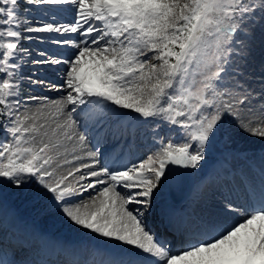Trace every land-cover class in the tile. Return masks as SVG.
<instances>
[{
    "label": "snow or ice",
    "instance_id": "snow-or-ice-1",
    "mask_svg": "<svg viewBox=\"0 0 264 264\" xmlns=\"http://www.w3.org/2000/svg\"><path fill=\"white\" fill-rule=\"evenodd\" d=\"M34 10L53 19L37 21ZM65 11L73 12L67 23L56 18ZM257 21L264 32V0H0V127L6 134L0 139V183L11 182L20 193L30 182L39 185L37 191L51 194L69 226L95 234L96 251L108 257L53 262L38 248L0 239V264H264V157L257 172L240 174V185L222 193L214 209L194 214L177 229L179 249L127 207H149L166 172L199 169L212 144L233 143L230 118L238 129L264 137V104L253 111L251 93L225 90L224 83L232 74L230 58L239 55L236 42L245 33L254 40ZM23 40L55 46L40 50L30 63L53 66L63 83L27 77L31 85L66 91L54 105V126L40 122L43 113L30 112L22 97L21 62L31 55ZM59 65L64 67H54ZM68 105L79 109L77 119ZM120 110L162 120L176 135L158 137L151 155L110 171L108 152L130 149L136 134ZM143 120L136 118L135 124ZM109 143L114 147L97 169L100 149ZM65 165L73 167L58 175ZM100 177L106 179H92ZM97 185L106 186L85 201L73 199ZM113 242L119 252L111 250Z\"/></svg>",
    "mask_w": 264,
    "mask_h": 264
},
{
    "label": "rangeland",
    "instance_id": "rangeland-1",
    "mask_svg": "<svg viewBox=\"0 0 264 264\" xmlns=\"http://www.w3.org/2000/svg\"><path fill=\"white\" fill-rule=\"evenodd\" d=\"M65 7L71 8V6ZM31 15L35 16L37 18V21L40 22H47L53 19L50 13H45L42 10H34ZM56 18L61 22H70L73 19V12H59L56 14ZM252 34L255 37L254 40H249L247 38V34L245 33L242 34L241 39L236 42V51L237 53H239V55H236L234 53V58H230L232 59V74L228 76L227 80H225L224 83L225 85H227V88L225 90L231 89L234 92L243 90L244 92L251 93L252 102L250 104V108L253 111H256L262 107V104H264V101L261 100L262 94H264V32H261L260 30L259 21H257V23L252 26ZM24 35L43 36L47 34L24 33ZM22 45L31 52V55H25L23 61L21 62L22 67L20 71L23 74V77H25V79L21 81L22 97L25 100L27 108L30 112L43 113V115L40 117V122H44L45 120H47L50 125L54 126V123L51 118L54 105L55 103L63 99V97L67 94L66 91L53 90L49 87L48 84L31 85L29 84L27 77H40L42 79H45L46 81H50L58 85L63 83V80L61 79L62 72L51 71V67L53 66L36 65L30 63L32 59L39 58L38 53L40 50L47 47L49 51H54L55 46H49L47 42H42L38 40H23ZM240 49H243V52H240ZM63 51L67 52L69 51V49H63ZM72 51L75 50L73 49ZM54 67L63 68L64 66L59 65ZM37 69H39V71H36ZM29 96L47 97L48 99L38 101H27V97ZM45 104H47L48 107L45 108ZM73 107L75 106L68 105L67 111L71 112L72 119H77L79 109L73 112ZM120 111L127 113L134 126L137 125L135 124L136 118L143 120V118L139 117V114L131 112L130 110ZM58 119L59 122L63 123L65 117L60 116ZM143 122L149 124L150 126V128L146 132H142L140 134L141 136H137L139 141L143 142L133 145L130 149L125 148L123 153L108 152L107 162L108 165L111 164L109 165V170L127 164V166L130 167L133 163H139L148 155H151L153 146L156 143L158 137H163L166 140L169 138V136L176 135V133L172 131V128L174 126H170L162 120L150 118L148 120H143ZM77 123L79 124L80 121L77 120ZM254 123L258 125L259 122L255 121ZM228 127L235 130L236 134L234 135V142L226 143L224 140H218L217 142L212 144L210 148L205 152V160L201 162V167L197 169V171L203 174V176H205L209 173V171H213V169L215 170V168L218 167L220 164L226 163L224 165H227L228 168H233L234 171H238V175L233 178L234 183H238L240 181L241 173H248L249 176L252 175V173H255V171L251 170L249 162L252 161L254 164V168L258 171L261 162L260 158L264 157V137L251 135L248 132H244L238 129L236 127L234 118L229 119ZM80 131L83 132L82 125ZM4 139H6V137ZM117 143H119V141H117ZM74 144H76L75 141L68 142L69 152H71L72 146ZM148 146H151V148H148ZM112 147H114V145L109 143L107 145V148L102 147L100 149V165L97 166V169H99L100 166H103L105 164V153L106 151H108V149H111ZM88 148H91V144L85 147V151ZM131 149L135 151H131ZM92 150L95 151L96 149L92 148ZM80 151L81 150L79 149V147H77V152L79 153ZM129 151L132 153L128 156H136L137 159H131L128 163L126 155ZM236 161L240 163L237 164ZM75 163L79 164L81 163V161H77ZM72 167L73 165H65L63 168H58L57 174H67V172ZM90 170L91 169L85 171ZM189 170L191 173L194 172V169ZM167 176L168 173L166 172V178L162 179L160 185L154 190L150 206L146 208V214H144L143 216L144 223L151 230H154L155 227L161 226V217L163 221H166L165 210H167V204H165L164 201H168L169 199L172 202V200L169 198L167 191ZM191 177H194V179L192 178V180H196L198 184L202 182V179H196L194 175H192ZM101 178L102 177L92 179ZM210 180H205L207 188L204 189V195L200 193V197L202 198V200H200L201 204H199V208L204 210H207L208 208V211L210 209V205L208 204V202L204 203V200L212 201V206H217L219 204V201L212 200L214 196V191L216 189H219L216 188L218 185L214 184L213 177L210 178ZM10 183L11 182L0 183V239H3L6 243L13 242L14 240H19L22 244L30 245L34 238H38V242L48 240L53 245L62 247L73 246V249L75 248L76 250H79V248L77 247V243L87 242L88 245H91L90 247H88V255L90 257L96 255L101 256L100 258L106 257L103 253H99L96 251L97 238L95 237V234H92L89 231L79 227L69 226V222L66 220L65 217H63L59 209L55 206V202L50 199V193L47 195H41L40 192L37 191L39 185H33L31 184V182L29 183L28 187L24 188L23 193H20L14 187L10 186ZM212 186L215 189L211 188ZM117 190L122 191L125 194H127L128 192L127 189L118 188ZM8 192L9 194L7 195V200L4 201L2 199V193ZM162 195H165L167 198L160 199ZM78 197L80 196L74 197L73 199L77 200ZM77 202L80 201L77 200ZM155 202L159 205L158 209L151 208V206L155 204ZM127 207L129 208V210L134 211V213L135 211H137V208L130 204ZM172 209H175V205L172 207ZM161 210L163 213L162 215H159V212ZM204 210L200 211V213L208 212H204ZM28 224L31 226V228L29 229H31L32 231L26 230V226H28ZM15 228L16 230L12 231V229ZM23 232L27 233L28 237H26L27 235L25 237L19 235V233L22 234ZM158 233L156 234L155 232L156 235H158ZM74 242L76 244H74ZM114 243L115 242H113L112 247L116 246V244ZM74 245L77 246L75 247ZM172 247L173 244H171V248Z\"/></svg>",
    "mask_w": 264,
    "mask_h": 264
},
{
    "label": "bare ground",
    "instance_id": "bare-ground-1",
    "mask_svg": "<svg viewBox=\"0 0 264 264\" xmlns=\"http://www.w3.org/2000/svg\"><path fill=\"white\" fill-rule=\"evenodd\" d=\"M135 128H136V134H135V138H134V143L133 145H136L138 143H142L141 141H139L138 139V135H140L142 132H146L150 126L149 124L147 123H142V124H137L135 125ZM146 134V133H145ZM150 134V133H149ZM141 136V135H140ZM146 141V139H145ZM145 145V144H144ZM148 148H151V146H148ZM237 164H239L240 162L236 161ZM249 165H250V168L252 171H255L257 172L255 169H254V164L253 162H249ZM196 170V173L195 172H192L195 176V178H203V174L199 173L197 171V169H194ZM193 170V171H194ZM111 171V169H110ZM236 171V170H235ZM235 171L233 169H230L228 168L227 165H224V164H220L218 167L215 168V170H213L212 172L206 174L204 177L206 179H210L213 177L214 179V184L218 185V183H226L227 185V180L230 178V177H233L235 176ZM224 174V175H222ZM104 179H106V177H102ZM93 180H96V179H93ZM230 181V180H229ZM199 185V186H198ZM201 185V186H200ZM106 185H99L97 186L96 189H93V190H90L89 192H85L82 197H78L77 200L78 201H85L87 200L89 197H94L98 191L102 190L103 187H105ZM228 186V185H227ZM216 188H219V189H216L214 191V196L212 198L213 201H219L222 199V193H225L224 191H228L230 189L228 188H225V187H221V186H217ZM122 189V188H120ZM204 185L203 184H198L197 182L194 183L193 185V189L192 191L190 192L188 198L183 202L181 203V205H175L173 202H171L169 199L168 201L165 200V204H167V210L166 211V226H173V225H176V224H181V223H184L185 221H187L190 217H192L194 214H199L200 211H203L204 209H201L199 208V204L200 203V200H202V198L200 197L201 194H205L204 192ZM215 189V188H213ZM201 193V194H200ZM200 197V198H199ZM166 199L167 197L165 195H162L160 199ZM76 199V198H75ZM76 200V201H77ZM204 203H207L210 205V209H214L215 206H212L213 202L212 201H208V200H204L203 201ZM132 206H134L135 208H137V211H135V213H137L138 215H140L142 218L144 216V214H146V208H144L143 205H138V204H130ZM175 205V209L173 210L172 207ZM208 205V206H209ZM129 206V205H128ZM166 206V205H164ZM159 205L158 203L155 202V204H153L151 206L152 209H158ZM208 211V208L207 210H204V212ZM162 210L159 212V215H162ZM235 219L237 220H242L243 217L242 216H239V215H235ZM147 226V225H146ZM24 227V226H23ZM1 228V226H0ZM31 226L28 224V226H26V230L27 231H32L31 229ZM148 230H150L151 232L155 233V229L154 230H151L149 227H147ZM16 230L15 229H12V231ZM78 233V232H77ZM61 234V233H60ZM164 237L167 238V239H171L173 241L176 240V246L173 247L174 250L176 249H179V239L180 238H177L176 235L172 234V233H169L168 231L164 230ZM20 236H26L27 233L23 232L22 234L19 233ZM57 236H60V235H57ZM28 237V235L26 236ZM45 241V242H44ZM13 243H21V241H13ZM74 244H76L74 242ZM78 244V248L79 250H76L75 248L73 249V246H56V245H53L50 241L48 240H43L42 242H38V238H34L31 242V246L29 247H35V248H38L41 250V256L44 255L46 256L47 255V251L51 250V251H56L58 252V257H57V260H70L71 257H76L78 259L81 258V256H86V254L88 255V247H90L91 245H88L87 242H83V243H77ZM116 244V243H114ZM75 246V245H74ZM75 246V247H76ZM62 247V248H61ZM112 251L114 252H119L120 250V246H118V244H116V246L112 247L111 248ZM68 253H72L71 255H69ZM98 254V253H97ZM48 255H52L51 254H48ZM81 255V256H79ZM100 255V254H99ZM101 256H93L91 257L90 259H95V260H102V259H107L108 257H102L100 258ZM55 260V261H57Z\"/></svg>",
    "mask_w": 264,
    "mask_h": 264
},
{
    "label": "water",
    "instance_id": "water-1",
    "mask_svg": "<svg viewBox=\"0 0 264 264\" xmlns=\"http://www.w3.org/2000/svg\"><path fill=\"white\" fill-rule=\"evenodd\" d=\"M173 166H170L172 168ZM191 177L186 169L173 168V174H169L168 186L172 198L176 201H182L191 189ZM6 194L4 195V200Z\"/></svg>",
    "mask_w": 264,
    "mask_h": 264
},
{
    "label": "trees",
    "instance_id": "trees-1",
    "mask_svg": "<svg viewBox=\"0 0 264 264\" xmlns=\"http://www.w3.org/2000/svg\"><path fill=\"white\" fill-rule=\"evenodd\" d=\"M21 11H23V9H21ZM2 122H3V118H0V124H2ZM5 137H6V134L3 130V128L0 127V139H4Z\"/></svg>",
    "mask_w": 264,
    "mask_h": 264
}]
</instances>
